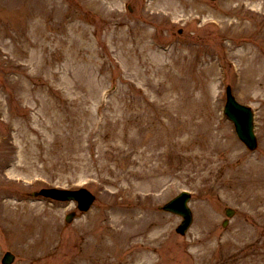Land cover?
Returning <instances> with one entry per match:
<instances>
[{
  "label": "rangeland",
  "instance_id": "rangeland-1",
  "mask_svg": "<svg viewBox=\"0 0 264 264\" xmlns=\"http://www.w3.org/2000/svg\"><path fill=\"white\" fill-rule=\"evenodd\" d=\"M237 1L0 0V264H264V95L230 66L250 75L242 43L264 55V10ZM227 85L255 151L221 116ZM84 184L97 200L70 224L74 203L29 196ZM183 190L180 236L160 206Z\"/></svg>",
  "mask_w": 264,
  "mask_h": 264
},
{
  "label": "water",
  "instance_id": "water-1",
  "mask_svg": "<svg viewBox=\"0 0 264 264\" xmlns=\"http://www.w3.org/2000/svg\"><path fill=\"white\" fill-rule=\"evenodd\" d=\"M228 114L230 117L236 122L237 130L240 137L250 146H255V137L252 129V117L250 112L244 107L240 106L235 102V100L229 95V103H228ZM45 195H50L59 199H71L77 198L81 201L82 209H88L93 201V197L87 193L86 191L80 192H68V191H59V190H44L42 191ZM181 199L173 202L168 205L167 208L171 209L175 212H179L186 216L187 220L184 226L181 227L182 232H184L185 228L191 222V214L189 209L186 206V201L189 199L187 194H183ZM231 215V213H229ZM13 260V257L8 256L5 258L4 262L9 264Z\"/></svg>",
  "mask_w": 264,
  "mask_h": 264
},
{
  "label": "bare ground",
  "instance_id": "bare-ground-1",
  "mask_svg": "<svg viewBox=\"0 0 264 264\" xmlns=\"http://www.w3.org/2000/svg\"><path fill=\"white\" fill-rule=\"evenodd\" d=\"M155 1V0H154ZM238 4L235 6L236 10H239V8H244L245 12L250 11V9L255 10L258 13H261L262 10H264V0H238ZM172 9H177L178 5L172 4L170 5ZM168 8H170L168 6ZM235 17V16H233ZM220 22L223 24V21L220 20ZM243 25L239 18L235 20H229V22L224 25L223 28L228 29H234V28H242ZM247 30L246 28L241 29V31ZM244 46V51L246 54H250V59L252 61V65L250 68V75L243 78L241 75V78L243 79L244 85L242 86V89L245 91L246 89L251 88L252 91H255V94L257 97L264 95V55L259 53L258 51H255L253 49H250V46H245V44H241ZM233 47H238V45H232ZM236 56H239L237 52L234 53ZM241 65V63H240ZM241 72V69H240ZM258 75L257 78H255ZM247 92V90H246Z\"/></svg>",
  "mask_w": 264,
  "mask_h": 264
}]
</instances>
